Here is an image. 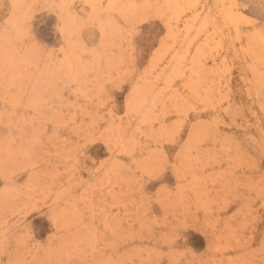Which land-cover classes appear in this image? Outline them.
<instances>
[{"label":"rangeland","instance_id":"374dc122","mask_svg":"<svg viewBox=\"0 0 264 264\" xmlns=\"http://www.w3.org/2000/svg\"><path fill=\"white\" fill-rule=\"evenodd\" d=\"M0 264H264V0H0Z\"/></svg>","mask_w":264,"mask_h":264},{"label":"bare ground","instance_id":"6f19581e","mask_svg":"<svg viewBox=\"0 0 264 264\" xmlns=\"http://www.w3.org/2000/svg\"><path fill=\"white\" fill-rule=\"evenodd\" d=\"M177 81V80H176ZM149 118V117H148ZM150 128V127H149Z\"/></svg>","mask_w":264,"mask_h":264}]
</instances>
